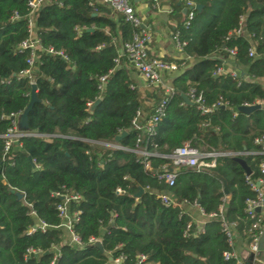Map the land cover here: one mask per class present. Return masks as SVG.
<instances>
[{
	"label": "trees",
	"instance_id": "16d2710c",
	"mask_svg": "<svg viewBox=\"0 0 264 264\" xmlns=\"http://www.w3.org/2000/svg\"><path fill=\"white\" fill-rule=\"evenodd\" d=\"M158 1L170 8L171 32L193 60L162 59L182 70L172 79L170 96L161 85L142 95L130 78L136 70L126 57L115 64L120 48L142 28L135 30L94 0H46L34 16L40 50L32 79L40 103L29 113L25 131L41 137L21 138L5 153L2 137L11 128L9 117L21 114L30 100L32 85L20 77L30 53L17 51L28 38L30 10L27 0H0V264H113L118 257L122 264H136L139 255L152 264H236L224 261L223 253L230 249L220 222L207 217L223 206L225 221L235 225L234 235L249 242L252 221L244 210L255 194L239 161L256 180L262 156L254 141L264 136V108L240 109L264 102V89L253 82L264 77V0H193L201 9L193 11L187 25L183 0ZM15 14L18 19L12 21ZM239 29L241 34L234 35ZM251 48L253 57L248 56ZM49 49L54 53L48 54ZM229 50H235L234 57ZM224 59L243 68L247 80L214 76ZM105 76L100 89L99 78ZM189 90L201 94L207 107L219 101L223 106L202 116L183 102L181 96ZM163 100L165 116L155 134L135 130L132 122L143 125ZM122 133L126 135L115 142ZM186 143L220 155L213 168H179L170 187L159 179L161 169ZM138 151L152 154L148 170ZM54 193L81 197L69 205V213H79L73 232L82 247L65 242L56 211L61 200L51 197ZM164 194L178 204L197 206L207 218L203 232L180 206H163L158 197ZM29 211L47 226L44 233L27 234L35 224ZM90 238L101 239L102 251L87 245ZM29 249L40 254L24 258Z\"/></svg>",
	"mask_w": 264,
	"mask_h": 264
},
{
	"label": "built area",
	"instance_id": "2783aa9c",
	"mask_svg": "<svg viewBox=\"0 0 264 264\" xmlns=\"http://www.w3.org/2000/svg\"><path fill=\"white\" fill-rule=\"evenodd\" d=\"M46 0H27V6L30 10V13L27 17V32L28 38L19 44L17 47V51H28L30 53L29 59L27 60L28 69L20 74V77H26L29 80L31 85H34L32 79V71L34 68V64L37 61L36 52L40 50V41L36 36V29L34 23L35 13L39 10V8L44 4ZM155 6L158 4V0H150ZM95 3L98 4H106L108 5L115 13L122 15L124 21L129 23L135 30L142 28L141 19L136 15L133 7L130 4V0H94ZM184 10L186 11L185 15L187 16V23L193 17V11L195 9V4L193 0H183ZM170 10H168V13ZM18 16L15 14L12 17L13 20H17ZM242 21V20H241ZM77 32L80 31L78 27H75ZM241 34V30H237L234 32V35L238 36ZM172 42L175 45V48L178 52H182L183 47L186 45L179 41L178 35H172ZM150 41L149 35H147L144 31L135 32L130 43L124 44L119 50V57L115 60V64L117 66L120 65V58L126 57L131 66L140 74L142 79L148 83L150 86H158L161 85L164 93L168 96L174 93V88L169 87L163 83L164 74H173L178 71V67L175 63H167L161 59L152 58L147 50L146 45ZM48 54H53V50L49 49ZM228 54L230 57H234L235 50H229ZM57 55L61 56L63 60L66 58L62 53H57ZM249 57L254 56V49L251 48L248 52ZM111 73V72H110ZM228 76L231 79H238L240 76L236 71L225 70L223 66L217 68L214 72V76ZM106 76L99 78L100 86L99 88H103L105 84ZM186 98L192 103V106H195L197 111L203 116L209 114L213 111V109L217 106L222 107L223 104L221 101L217 103L216 106L207 107L204 103L201 94H197L194 90H189L185 95ZM263 106L264 103L261 101H256L253 105H244L243 107H251V106ZM90 106V104H88ZM165 107L166 100L161 101L153 110L152 114L146 119L143 125H139L137 119L132 122L133 128L135 130H139L148 136H153L155 134V130L158 126L161 118L165 116ZM21 114L11 115L9 120L11 122V128L8 130L7 134L3 136L4 142V152L6 153L10 147L14 144H17L21 138L25 137H41L40 135L23 132L18 128V118ZM139 116V113H138ZM139 143L137 139L136 145ZM255 145L260 147V151L257 153L262 156L261 161L258 164L259 176L256 180H251L249 175L246 177V184L250 188V190L255 194V198L253 200H247L245 203L244 213L249 220L252 221L251 228L249 230V242L247 243V256L250 258L253 263H261L259 259V255L261 251L259 250V242L261 237L264 235V136L254 141ZM112 148L119 150H126L120 146L109 145ZM141 157V164L144 165L145 169H149L148 159L152 156V154L147 153L145 151L137 152ZM219 154L205 153L200 151L192 146L189 143L184 144L182 147L175 149L170 156L167 157L169 160L168 165H164L162 167V174L159 176V179L163 180L168 186H173L176 176L177 170L179 168H191L195 169L197 172L200 168H213L215 166V158L218 157ZM209 159L210 162H205V160ZM118 194L120 190L116 191ZM51 197H59L61 200V204H59L56 208L58 218L61 220L60 229H63L65 232V242L68 245L74 247H82V242L79 237L73 232V225L78 221V212L69 213V205L71 203H78L81 200V197L77 194H69L65 193L64 195H59L58 193L51 194ZM165 207H177L181 204H178L173 198L168 195H161L158 197ZM225 199L223 200V202ZM256 210H259L260 213H257ZM29 216H31L35 224L32 228L29 229L28 235L35 232L39 229L42 233L45 232L47 226L40 220L37 219L35 213L33 211H29ZM209 220H218L220 222L221 231L224 234L227 242V246L230 249V252L223 253L224 261L233 260L236 264H246L238 255L234 252V242L235 235L234 229L235 225L232 223H227L223 217V206L220 207L219 212L217 214H211L207 217ZM190 224L187 225L185 231V237L190 235ZM199 232H203V228H199ZM89 246H97L101 245L100 238H90L87 242ZM53 251L56 255H58V249L53 248ZM40 254L32 249L27 250L24 258H27L30 255ZM123 258L118 257L113 261V264H122ZM136 264H152L148 262V258L143 255H139L136 257ZM264 264V262H262Z\"/></svg>",
	"mask_w": 264,
	"mask_h": 264
},
{
	"label": "crops",
	"instance_id": "0c3cea01",
	"mask_svg": "<svg viewBox=\"0 0 264 264\" xmlns=\"http://www.w3.org/2000/svg\"><path fill=\"white\" fill-rule=\"evenodd\" d=\"M150 2V0H132V4L130 2L136 15L141 19L143 31L150 37V41L146 45L149 55L152 58L161 60H185L192 64L193 60L190 57L184 55L183 52H178L174 43L172 42L171 38L173 34L171 32V28L174 26V24L169 20V15L171 12L170 8L165 4H160L159 1L157 6H155L153 3H151V5ZM168 10H170L169 13ZM222 66L225 70L236 71L240 77H244L247 80V77L245 76V70L236 66L232 59L222 60ZM181 73L182 70L173 74H164L163 83L169 87H172V79ZM130 78L133 80L135 86L142 93V95L150 94L153 86H150L148 83H146L137 71L131 72ZM253 82L259 84L264 89V77L258 80H253ZM260 108H264V105ZM200 151H203V149ZM242 155L244 156L245 154ZM180 208L186 214H188L191 219V223L195 224L198 228H203L207 218L197 206L181 204ZM262 213H264V211ZM247 243L248 242L235 236L234 252L246 264H262L261 258L263 257V253L259 255L261 263H253L251 262L250 258H248L246 249Z\"/></svg>",
	"mask_w": 264,
	"mask_h": 264
},
{
	"label": "water",
	"instance_id": "95a60500",
	"mask_svg": "<svg viewBox=\"0 0 264 264\" xmlns=\"http://www.w3.org/2000/svg\"><path fill=\"white\" fill-rule=\"evenodd\" d=\"M195 9L197 11H199L201 8L200 6H196ZM186 11L183 10V14H185ZM88 32H91L92 30H87ZM183 102L186 104V105H189V106H192V103L186 98L185 95H182L181 96ZM100 101L97 100L92 106H91V111L94 110V108L98 105ZM37 103H40V101L38 100L37 98V95H36V88L34 85L31 86V93H30V100H29V103L28 105L26 106L25 110L21 113V115L19 116L18 118V128L20 129V131H23L25 132L27 130V120H28V115L29 113L31 112L33 106ZM257 109H260V106L258 105H255V106H251V107H242L240 109L241 112L243 113H249V112H252L254 110H257ZM126 135V133H122L120 136H117L115 138V142H118L122 137H124ZM31 162V161H30ZM32 164V162H31ZM239 164L241 165V167L243 168L246 176L250 175V171L249 169L246 167L245 163L243 161H239ZM33 165V164H32ZM152 173H155L154 170H152ZM222 184H223V192L224 194H227V190H226V183L225 181L222 180ZM142 194V191H140L135 197L136 198H139L140 195ZM21 195L18 194V198L21 199ZM257 213H260L259 210H256ZM97 247L102 251V247L101 245H97ZM259 250L261 251V253H263V257L261 258L262 259V262H264V235L261 237L260 239V242H259Z\"/></svg>",
	"mask_w": 264,
	"mask_h": 264
}]
</instances>
